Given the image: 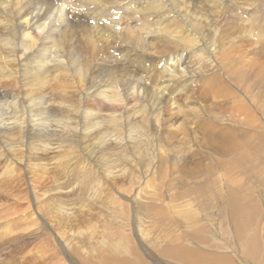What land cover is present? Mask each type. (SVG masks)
I'll use <instances>...</instances> for the list:
<instances>
[{
  "label": "bare ground",
  "instance_id": "6f19581e",
  "mask_svg": "<svg viewBox=\"0 0 264 264\" xmlns=\"http://www.w3.org/2000/svg\"><path fill=\"white\" fill-rule=\"evenodd\" d=\"M233 5L0 0L2 254L28 249L50 229L61 232L62 222L89 225L95 211L118 199L114 162L127 153L123 170L134 177L141 154L159 138V123L173 120L157 118V109L207 63L219 69L217 15ZM243 6L241 13L247 0ZM138 192L127 198L133 214ZM230 211L236 219L241 215L232 200ZM244 221L236 220L237 232ZM181 246L168 250L186 255L188 264L226 261Z\"/></svg>",
  "mask_w": 264,
  "mask_h": 264
},
{
  "label": "rangeland",
  "instance_id": "374dc122",
  "mask_svg": "<svg viewBox=\"0 0 264 264\" xmlns=\"http://www.w3.org/2000/svg\"><path fill=\"white\" fill-rule=\"evenodd\" d=\"M247 1L244 13L246 0H232L217 15L219 69L207 63L157 109L173 120L159 123L134 177L123 170L127 153L114 162L118 199L89 225L62 222L26 250L0 251L3 264H188L168 250L179 243L223 264H264V0Z\"/></svg>",
  "mask_w": 264,
  "mask_h": 264
}]
</instances>
